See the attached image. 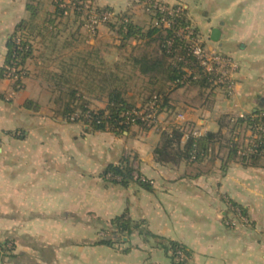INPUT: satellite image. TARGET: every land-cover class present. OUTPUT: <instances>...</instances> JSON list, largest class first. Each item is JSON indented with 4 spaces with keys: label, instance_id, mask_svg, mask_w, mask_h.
<instances>
[{
    "label": "crops",
    "instance_id": "crops-1",
    "mask_svg": "<svg viewBox=\"0 0 264 264\" xmlns=\"http://www.w3.org/2000/svg\"><path fill=\"white\" fill-rule=\"evenodd\" d=\"M91 1L129 13L135 24L151 22L139 0ZM185 1L206 46L235 57V84L231 92L214 89L200 108L172 104L183 107L188 122L204 133H214L222 143L236 135L247 146L245 133L232 134L228 119L264 107V0ZM42 9L47 8L39 0H0V69L12 34L24 22L34 26ZM215 27L221 32L217 42L211 39ZM85 31L81 25L80 38L74 41L90 47L63 54V65L56 68H47L51 54H37L31 39L22 88L0 75V240L12 241L2 263L172 264L162 243L174 241L190 251L189 264H264V163L225 164L217 158L209 173L189 177L186 160H155L162 130L174 117L178 123L177 115L169 118L166 109L160 112L158 127L134 124L122 132L96 130L60 113L55 94L60 75L85 74L76 76L74 86L94 88L95 60L110 55L99 46L102 30L96 36ZM104 39L107 45L110 38ZM247 40L256 45L248 48ZM106 73L109 79V68ZM108 102L95 100L99 107ZM124 160L136 176L149 180L148 187L138 180L124 185L104 173L109 164ZM233 206L243 210L247 221L237 217ZM122 214L138 228L121 240L103 242L112 219Z\"/></svg>",
    "mask_w": 264,
    "mask_h": 264
},
{
    "label": "trees",
    "instance_id": "trees-1",
    "mask_svg": "<svg viewBox=\"0 0 264 264\" xmlns=\"http://www.w3.org/2000/svg\"><path fill=\"white\" fill-rule=\"evenodd\" d=\"M56 3V11L59 14H63L64 9L58 6ZM97 10H109L110 8H100ZM160 17V14H157ZM155 17V16H153ZM120 19L119 31L122 38L126 41L130 39H136L141 41L146 40V44L152 42H159L160 52L155 55L149 53H143L138 56H132L133 63L138 67L140 73L143 75H149L152 78H163L169 83V89L166 92H158L154 96L161 101L159 112H162L172 103L182 102L189 107L200 108L204 106L208 101V89H212L213 86L210 76L203 72V68L199 65L197 60L193 57H189L193 63L192 68H197V78H187L184 83H180V79L185 74L184 66L186 65L184 60H178L179 56L185 58L187 53V47L184 40L175 38L174 47L177 48L175 52H170L166 46V42L169 38L174 37L176 27L184 26L187 23H192L188 16V9H184L182 16L176 18V24L174 27H158L153 24L144 30L135 24L130 16L125 13L118 14ZM24 22L18 26L17 31L12 34L8 41V53L5 65L0 69V75L5 76L6 66L12 61H17L18 64H25L27 59L32 55V45L28 41L24 42V48L19 50L15 44L14 36L19 31L27 30L31 32L33 27L30 22ZM109 27L114 26L112 20L105 21ZM195 31L198 33V28L195 27ZM30 34V33H29ZM28 47V48H27ZM113 74V73H112ZM115 76V75H114ZM65 77V73L60 75L62 80ZM212 78V76H211ZM68 80V79H67ZM109 82V79H105ZM113 81V80H111ZM62 82V81H61ZM59 83V82H58ZM63 84L70 83L69 81H63ZM59 96L56 98V102L59 105V111L69 121L83 122L87 126L96 130H111L114 132H122L134 125L132 122H128L126 111L135 108L129 104L123 97L120 91L115 88L110 92L109 102L103 108H92L89 102L79 95L77 88L72 85L69 90L68 100L64 99L62 95L64 93V87L58 84ZM152 97L151 101L154 99ZM75 116L74 119H71ZM146 128L149 126L137 123ZM189 124V122L187 123ZM264 124V107L258 108L250 113H245L244 116H230L228 119V126L230 132L237 133V129L241 126H245V135L249 139L247 146L242 145L236 135L232 136L227 143L216 137L214 133L206 132L200 136L192 135V129L186 131L185 128L178 126L173 127L170 131L163 130L161 132L160 141L158 142L154 154L155 160L158 162H172L177 163L181 160L187 161L186 175L189 177H198L209 173L213 167L215 160L221 158L224 163L227 164L230 161L240 162L244 165H256L264 163V133L259 130V127ZM186 135V137H185ZM185 141L183 142V138ZM256 144L255 149L252 147ZM105 174L112 175V181L119 182L127 185L129 182L138 180L142 185L148 187L147 181H142L134 176V168L129 160H124L118 164H109L104 172ZM138 228L137 224H133L130 218L126 214L119 215L112 219V226L108 228V236L102 240L105 243H111L114 238L121 240V235H129L134 229ZM110 235V236H109ZM10 240H0V264L2 258L12 250ZM162 245L171 253L172 264H189L188 258L190 251L182 244L174 241L162 243ZM182 253V254H180ZM182 255V256H181Z\"/></svg>",
    "mask_w": 264,
    "mask_h": 264
},
{
    "label": "rangeland",
    "instance_id": "rangeland-1",
    "mask_svg": "<svg viewBox=\"0 0 264 264\" xmlns=\"http://www.w3.org/2000/svg\"><path fill=\"white\" fill-rule=\"evenodd\" d=\"M139 4L142 7L145 14L149 16V21L143 20L141 25L137 24L139 27L143 28L145 31L150 28L152 25L153 16L146 11L144 8L143 3L141 0H139ZM162 2H166L169 4H182L184 5L186 3L185 0H178L175 3H170L164 0H161ZM39 2L42 3L43 8L40 12L39 18L37 19V23H34V26L31 28L30 36H28L29 40H33V45L35 44L37 49V54L47 53L51 54V63H48V67L56 68L58 66H62L61 63V56L64 54H68L69 52H75L79 50H86L90 46L87 42H75V38H80V27L81 25L85 26L86 31L83 33L87 35L88 33L91 36L99 35V33L102 32L104 35H102V39H100L99 46L101 49L109 51L110 55L105 57H99L95 62L98 64V73L94 74L96 76L95 83L96 87L94 88H85L83 86H80L77 88V92L79 95L86 98V100L89 102L90 106L92 108H103L99 107V104L95 103V100L100 102H107L109 100L110 92L115 88L117 91H120L122 93V97L131 105L133 106H142V107H148L151 104L152 97L158 93V92H166L169 88V83L163 78L160 79H154L150 77L149 75H143L140 73L137 66L133 63L132 56H138L143 53H149L151 55L158 54L160 52V46L159 42H152L150 44H146V40L143 39L141 41L136 40L135 43H133L132 39L126 41L122 38V35L119 31L120 28V19H118V14L125 13L127 16H130L127 12H115L116 15H114V18H112V22H114V26L109 27L105 22H101L97 24L96 32H92L89 30V28L85 25L87 22L88 13L87 11H84L82 14H75L73 11L69 12L68 14H59L57 11H50L48 8L51 6L56 9V3L55 0H39ZM95 6V5H94ZM51 7V8H52ZM43 12V14H42ZM42 21H50L52 24L43 23ZM193 24V23H192ZM100 25H105L106 29H100ZM194 25V24H193ZM53 26V27H51ZM196 27V25H194ZM108 27V28H107ZM109 30V31H107ZM198 34L201 35L200 30L198 29ZM39 36V40H36V38ZM202 36V35H201ZM104 38H110L107 43L105 42ZM203 39V37H201ZM44 39V40H43ZM205 40V39H204ZM248 48L252 47V44L255 46L256 42H251L250 40L243 41ZM264 46V42H260ZM245 46V47H246ZM216 48V47H215ZM218 50L228 54L232 57L233 61L236 64L235 57L229 53L228 51H225L222 48H217ZM239 49V48H238ZM264 50V47H263ZM40 59L42 60V65H44L43 57L41 56ZM70 61V59H69ZM67 61V62H69ZM47 63V62H46ZM109 68V82H107L105 79L106 77V69ZM111 69H114L113 74H111ZM65 73V77L61 80L59 78L58 82L56 83L61 84L62 87H64V93L62 94L64 96V99L68 100L69 97V90L72 85H75L76 83V76H85V74L82 73H75V72H63ZM115 75V76H114ZM68 79V80H67ZM69 81L68 84H63V81ZM113 80V81H111ZM62 81V82H61ZM57 82V80H56ZM227 87V86H226ZM226 87H222L219 89H222L224 91H228ZM214 89H218L216 87H213L208 92V98L212 96ZM218 89V90H219ZM220 91V90H219ZM60 94L59 93H55ZM182 108L177 109L176 105H170V107L166 108V112L168 113V117L170 118L172 115H178L179 113H182ZM175 114V115H174ZM168 118V119H169ZM175 118V117H174ZM174 118L171 119L170 126L168 129L165 130H171L173 127L178 126V123H175ZM139 125V124H137ZM142 126V125H141ZM181 126L185 128L186 131L195 128L197 125L194 123H182ZM200 127V126H198ZM149 128H151L149 126ZM163 131V130H162ZM240 136H244L246 129L245 126H241L237 129ZM105 236H108L107 231H104ZM110 236V235H109ZM120 237L118 236L117 239ZM12 245V241H10Z\"/></svg>",
    "mask_w": 264,
    "mask_h": 264
},
{
    "label": "built area",
    "instance_id": "built-area-1",
    "mask_svg": "<svg viewBox=\"0 0 264 264\" xmlns=\"http://www.w3.org/2000/svg\"><path fill=\"white\" fill-rule=\"evenodd\" d=\"M55 2H58V6L64 9L63 14L65 15L70 11H73L75 14H82L84 11H87L88 17L85 25L94 33L96 32L98 23L109 21L114 18V15H116L115 11L97 10V7L94 6V3L91 0H55ZM141 2L146 11L152 16H155L153 17L152 24L158 27H174V24H176V18L182 16L185 9V6L182 4H169L162 2L161 0H141ZM157 14H160V17L157 16ZM175 38L184 40L187 47L186 57L188 56V58H185V56L178 57V60H184L186 64L183 68L185 74L179 80L180 83H184L187 78H197L198 76L197 68H192L193 63L189 58L191 56L197 60L199 65L203 68V72L210 76L213 86H216V88L227 86L226 88L228 91H232L235 84L234 72L236 71L237 65L231 56L216 48H209L206 46L204 40L195 31V26L192 23H187L184 26L175 28L174 37L169 38L166 42V46L170 52H175L177 50V48L174 47ZM14 41L19 50L24 48L23 44L25 41H28L29 44H31L26 33L23 31L17 32L14 36ZM27 73L28 71L25 64H18L17 61H12L6 66L4 77L12 80L15 84V88L20 89L23 86V81L27 76ZM160 105L161 101L157 96H154L150 106H136L135 108L126 111L124 114L126 115L128 122L134 124L142 123L150 127H158L161 123L159 112ZM244 114L238 116H244ZM74 117L75 116H72L71 119H74ZM177 121H179L178 127L180 128H183L181 126L182 123H188L184 112L177 115ZM259 130L264 133V124L259 127ZM202 134H204V132L200 127L196 126L193 128L192 135L200 136ZM252 147L255 149L256 144ZM108 176L112 177L110 173ZM134 176L142 181H149L145 177H138L135 174ZM233 209L238 218L247 221L248 218L240 207L233 206ZM8 246H10V244Z\"/></svg>",
    "mask_w": 264,
    "mask_h": 264
},
{
    "label": "water",
    "instance_id": "water-1",
    "mask_svg": "<svg viewBox=\"0 0 264 264\" xmlns=\"http://www.w3.org/2000/svg\"><path fill=\"white\" fill-rule=\"evenodd\" d=\"M220 29L218 28V27H215V28H213V30H212V34H211V39L213 40V41H218L219 40V38H220Z\"/></svg>",
    "mask_w": 264,
    "mask_h": 264
}]
</instances>
